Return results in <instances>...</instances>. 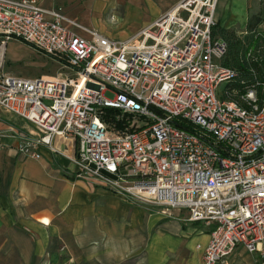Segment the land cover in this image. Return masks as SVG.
I'll list each match as a JSON object with an SVG mask.
<instances>
[{"label": "built area", "instance_id": "obj_1", "mask_svg": "<svg viewBox=\"0 0 264 264\" xmlns=\"http://www.w3.org/2000/svg\"><path fill=\"white\" fill-rule=\"evenodd\" d=\"M217 3L180 0L174 15L113 39L93 29L83 37L34 0H0V46L19 40L72 71L0 70V107L33 126L19 132L17 152L38 158L45 146L90 185L164 213L186 209L210 228L202 264L237 248L264 264V81L234 100L216 96L237 75L221 64ZM104 108L115 110L110 124Z\"/></svg>", "mask_w": 264, "mask_h": 264}, {"label": "crops", "instance_id": "obj_2", "mask_svg": "<svg viewBox=\"0 0 264 264\" xmlns=\"http://www.w3.org/2000/svg\"><path fill=\"white\" fill-rule=\"evenodd\" d=\"M34 1L60 13L63 25L75 22L73 31L83 37L93 29L125 39L178 0ZM250 1L219 0L216 26L245 34ZM109 10L120 16L112 27L105 25ZM6 41L0 46L2 72ZM15 41L16 47L39 52ZM19 132H33V126L0 107V264H202L209 227L188 221L181 210L166 218L158 206L77 179L70 162L45 146L37 148L38 158L25 156L16 151ZM237 255L243 257L234 264H260L258 253L243 248L220 263L231 264Z\"/></svg>", "mask_w": 264, "mask_h": 264}, {"label": "trees", "instance_id": "obj_3", "mask_svg": "<svg viewBox=\"0 0 264 264\" xmlns=\"http://www.w3.org/2000/svg\"><path fill=\"white\" fill-rule=\"evenodd\" d=\"M261 23L262 18L252 14L248 16L245 34H237V29L235 28L215 27L222 39L227 42V51L222 58L221 64L237 74L227 87L225 98L237 99L241 92L252 87L256 82L264 81V33L259 31ZM215 33L216 31H214ZM261 44L263 45L262 50L258 52L257 58L256 55L248 54L249 49H256ZM103 111L101 119L110 124L111 119L109 117L115 113V110L104 108ZM115 127H119V125L115 124Z\"/></svg>", "mask_w": 264, "mask_h": 264}, {"label": "rangeland", "instance_id": "obj_4", "mask_svg": "<svg viewBox=\"0 0 264 264\" xmlns=\"http://www.w3.org/2000/svg\"><path fill=\"white\" fill-rule=\"evenodd\" d=\"M179 1L180 0H178L177 2H179ZM177 2L174 3L169 9H167L164 12H162L161 14H159L156 19L160 18L161 16H163L164 14L169 12V10L172 9L177 4ZM217 5H218V3H217ZM247 13L249 15L255 14V15H258L262 18V23L259 25V31L264 33V0H260V1L252 0V1H250L248 3ZM105 17L108 18V20H110V21H107L105 25L112 27L114 25L113 22L117 21L118 17H120V16H117L114 12H111L109 10L106 12ZM218 28H221V27L218 26ZM141 29H143V28H141ZM215 31H216L215 37L219 38V39L222 38V36L219 34V32H217L216 29H215ZM113 36L123 37L124 34L117 33V35H113ZM16 42L17 41H15L14 39H10L9 41H6L5 52H4L5 56L4 57H5V60L7 61V63L4 64V70H6V72L8 74L13 75V76H21V77H29V78L39 77V76H43V75L44 76H56L57 74H61V73H68L69 75H72V71L69 68H64L60 62L52 59L51 57H49L47 55H44L41 52L27 51L26 49L16 47L15 46ZM262 44L256 49H252V50L249 49L250 51L248 50V53H250V55H254V56L256 55V58H257V54H259L258 52H260L262 50L261 49L263 46ZM221 62H222V60H221ZM231 82L232 81H224V82L220 83V85L216 89V96L218 98H221V99L225 98L224 92L226 91L227 87L231 84ZM105 95L107 97H112V94L110 92H107ZM158 208L161 209L160 207H158ZM154 209H156V208H154ZM154 211L155 210H149V213L153 215V214H155ZM181 212H182V215L185 217L188 215V212L186 209H182ZM172 213H173L172 210H169V211L165 210L164 215L166 216V218H168V217L173 215ZM167 215H169V216H167ZM238 252L239 251H237V253ZM242 257L243 256L237 255L236 259L234 261H231V264H234L235 262H237L238 258L241 259ZM227 263L229 264L230 262H227ZM217 264H221V263L218 262ZM251 264H255V263L252 262Z\"/></svg>", "mask_w": 264, "mask_h": 264}, {"label": "bare ground", "instance_id": "obj_5", "mask_svg": "<svg viewBox=\"0 0 264 264\" xmlns=\"http://www.w3.org/2000/svg\"><path fill=\"white\" fill-rule=\"evenodd\" d=\"M169 12L171 13V15H174V7L170 9Z\"/></svg>", "mask_w": 264, "mask_h": 264}]
</instances>
